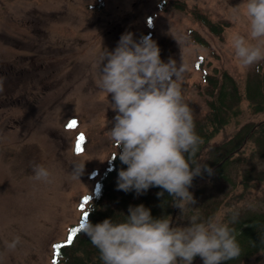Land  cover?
Returning a JSON list of instances; mask_svg holds the SVG:
<instances>
[{"label":"rangeland","instance_id":"rangeland-1","mask_svg":"<svg viewBox=\"0 0 264 264\" xmlns=\"http://www.w3.org/2000/svg\"><path fill=\"white\" fill-rule=\"evenodd\" d=\"M176 1L184 3L186 9L199 8L215 21L228 20L230 26L222 36L212 35L187 11L177 9ZM246 2L0 0V61L5 63L3 66L12 63L19 69L15 80L4 77L0 92L8 91L13 82L15 98L33 73L43 78L36 88L41 95L33 96V101L0 106V264H51L52 244L78 220L79 198L93 191L99 170L115 150L109 131L114 127L116 112L110 108L111 94L107 96L98 83L103 52L113 51L126 32L133 33L136 40L150 36L160 48L162 61L173 59L183 64L180 85L184 102L192 113L203 112L200 92L204 83L195 66L199 58H203L209 72L225 68L240 80L255 66L241 68L231 46L234 34L248 36L243 17ZM188 29L206 37L209 48L190 42L186 37ZM259 64L264 68V61ZM17 78L22 79L19 84ZM262 118L264 110L252 113L243 103L242 113L214 141L232 134L246 121ZM72 120L77 125L69 129L67 125ZM77 133L87 138L79 154L73 151ZM251 146H244L246 153ZM206 156L204 153L201 161ZM83 164L81 173L75 171ZM37 165L50 171V182L34 179ZM193 188L194 185L189 191ZM263 188L264 184L257 185L236 204L262 208ZM230 206L233 205H223L216 220ZM16 237L20 243L15 250H9L6 242ZM193 264L203 261L199 257ZM241 264H264V251Z\"/></svg>","mask_w":264,"mask_h":264},{"label":"clouds","instance_id":"clouds-1","mask_svg":"<svg viewBox=\"0 0 264 264\" xmlns=\"http://www.w3.org/2000/svg\"><path fill=\"white\" fill-rule=\"evenodd\" d=\"M243 17L248 36L236 33L231 46L241 68L264 61V0H247ZM185 68L173 59L164 62L160 48L150 36L134 39L121 35L113 51L101 56L99 86L111 98L116 115L110 139L127 165L118 173L117 188L124 192H146L159 187L172 197V206L183 209L195 204L189 191L193 179L214 169L196 158L202 139L195 131L192 111L184 102L180 81ZM3 83L0 80V91ZM77 166L75 171L82 172ZM34 179L50 182V171L37 165ZM127 219H105L93 224L86 220L83 232L100 253L103 264H193L199 256L203 264H224L237 259L241 248L226 224L197 222L176 227L166 217L154 218L143 204L129 206ZM20 243L16 237L6 242L9 250Z\"/></svg>","mask_w":264,"mask_h":264},{"label":"trees","instance_id":"trees-1","mask_svg":"<svg viewBox=\"0 0 264 264\" xmlns=\"http://www.w3.org/2000/svg\"><path fill=\"white\" fill-rule=\"evenodd\" d=\"M163 2L158 4L161 6ZM177 9L187 11L188 14L202 25L206 31L215 36H222L224 30L230 26L228 20H213L208 13L197 7L186 9L184 3L176 1ZM157 9V8H156ZM187 39L199 46L208 49L209 41L194 29H188ZM201 71L204 83L201 96L204 104L203 112H193L195 131L202 139L196 158L201 161L204 153L206 158L202 161L214 169V174L209 176L206 172L193 179L194 188L191 193L195 204H187L182 210L172 206V197L164 191L163 196L157 193L163 191L159 187H150L146 192L137 194L134 190L124 192L118 190V173L126 169L117 155L118 149L112 151L99 170V177L91 193H86L79 198V218L68 225L64 237L52 244L50 263L56 258L58 264H103L99 250L92 245L88 236L81 231L76 234L73 242L67 244L70 231L78 228L87 211V220L93 224L105 219L114 222H124L127 219L129 206L143 204L151 210L154 218L166 217L172 221L173 226L181 228L191 224L192 217H197V222H218L228 225L233 230L241 248L237 259L229 260L224 264H241L242 261L264 251V204L262 208L253 206H238L237 201L245 198L251 190L259 184H264V118L258 121H246L232 134L214 141L215 136L223 130L233 119L242 113V104L246 103L248 110L258 113L264 110V68L255 65L244 79H238L227 69H214L209 72L204 68L203 58L195 62ZM77 133L73 142V151L78 137ZM82 148L86 143V137ZM251 143L248 153L244 146ZM77 153V152H76ZM202 179V182L199 180ZM237 187L240 191L236 192ZM88 198V203L84 204ZM264 199V188H263ZM264 203V202H263ZM84 204L83 211L81 205ZM223 205L230 206L223 216L216 220V215ZM65 245L55 256L53 246ZM197 256L196 259H198Z\"/></svg>","mask_w":264,"mask_h":264},{"label":"flooded vegetation","instance_id":"flooded-vegetation-1","mask_svg":"<svg viewBox=\"0 0 264 264\" xmlns=\"http://www.w3.org/2000/svg\"><path fill=\"white\" fill-rule=\"evenodd\" d=\"M30 60H33V57H31ZM3 64H5V63L0 61V80H2V83L4 80H6V78H7V80H13L14 74L18 73V70H19V69H16L12 63H7L6 66H3ZM4 77H6V78H4ZM33 77L36 78V82H34ZM21 80L22 79L17 78L16 82L17 81L18 82L16 84H19ZM42 80H43V78L38 77L37 73L36 74L33 73L28 78L29 83L26 85V87L19 94L16 95L15 98L13 95V91H14L13 84H12L13 82H11L12 87H10L8 89V91L4 90L3 91L4 93L0 92V106L2 105L1 103H6L8 105V104H12L14 101H16V102H20V101L28 102L30 100L33 101L34 100V98H32L33 96L37 97V96L41 95V92H39L36 88H37V86H39L41 84ZM14 123L16 124L17 121H14Z\"/></svg>","mask_w":264,"mask_h":264},{"label":"snow or ice","instance_id":"snow-or-ice-1","mask_svg":"<svg viewBox=\"0 0 264 264\" xmlns=\"http://www.w3.org/2000/svg\"><path fill=\"white\" fill-rule=\"evenodd\" d=\"M77 125V121L75 120H72L68 125L67 127L69 129L71 128H74L75 126ZM83 140H84V136L83 134H81L78 139H77V143H76V146H75V150L76 152L79 154L83 151V148H82V143H83ZM88 203V198L85 199V202L84 204H87ZM84 204L81 205V210L83 211L84 209ZM87 214L88 212L87 211H84V215H83V219L84 220H87ZM83 228V223L80 224V226L78 228H73L71 231H70V234L68 236V239H67V244H71L74 240V238L76 237V234L79 233L81 231V229ZM65 245H62V244H56L53 246L54 248V254L55 256H58L59 255V250L64 247ZM53 264H58L57 262V259L54 258L53 259Z\"/></svg>","mask_w":264,"mask_h":264}]
</instances>
